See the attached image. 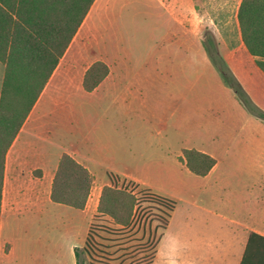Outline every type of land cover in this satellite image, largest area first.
I'll list each match as a JSON object with an SVG mask.
<instances>
[{
  "label": "crops",
  "instance_id": "obj_1",
  "mask_svg": "<svg viewBox=\"0 0 264 264\" xmlns=\"http://www.w3.org/2000/svg\"><path fill=\"white\" fill-rule=\"evenodd\" d=\"M120 1H95L7 152L0 264H79L77 250L81 256L87 246L109 175L176 202L156 259L184 205L169 263L241 264L250 234L264 237V120L249 112L207 52L195 2L133 0L127 48L123 35L100 28ZM99 61L110 72L86 92L85 74ZM185 150L217 163L197 176L181 162ZM64 154L93 176L83 210L51 199ZM129 161L149 170L100 174ZM161 182L174 186H154Z\"/></svg>",
  "mask_w": 264,
  "mask_h": 264
},
{
  "label": "trees",
  "instance_id": "obj_2",
  "mask_svg": "<svg viewBox=\"0 0 264 264\" xmlns=\"http://www.w3.org/2000/svg\"><path fill=\"white\" fill-rule=\"evenodd\" d=\"M95 1L0 0V63L5 67L0 91V217L7 152ZM237 17L243 44L264 74V0H241ZM211 34L210 30L205 31V36ZM219 71L249 112L264 120V114L249 105ZM109 72L105 63H94L85 74L84 90L93 92ZM181 162L201 177L209 174L217 163L213 157L196 150H185ZM109 177L112 184L102 190L98 214L108 216L115 225L126 229L133 221L137 197L115 185L118 177ZM92 186L93 176L88 169L64 154L53 180L51 199L55 203L83 210ZM151 199L167 207L170 213L176 208L175 201L156 195H152ZM163 224L165 230L168 221ZM94 231L95 225L92 224L87 239L88 248L92 245ZM77 257H80L79 250ZM241 264H264L263 236L250 234Z\"/></svg>",
  "mask_w": 264,
  "mask_h": 264
},
{
  "label": "rangeland",
  "instance_id": "obj_3",
  "mask_svg": "<svg viewBox=\"0 0 264 264\" xmlns=\"http://www.w3.org/2000/svg\"><path fill=\"white\" fill-rule=\"evenodd\" d=\"M192 1L195 2L196 13L203 20V41L213 62L238 89L239 95L264 114V74L257 68L255 58L248 54L242 41L237 17L241 0ZM156 25L157 22L154 21L153 26ZM100 28L109 35H123L126 38L124 46H133V0H121L116 8V16L111 13ZM206 30H210L212 34L205 36ZM4 71V65L0 64V82L3 81ZM0 85L1 91L2 84ZM103 130L104 126L100 125L95 134L98 135ZM99 170L102 176L108 177V172L125 174L128 170L145 175L149 169L133 168V161H129L113 168ZM115 185L136 195L137 205L133 221L130 227L122 229L108 216L98 214L94 222L92 245L89 248L86 246L81 252V264H170L166 254L170 249L169 240L171 236H176L178 221L184 215L186 207L181 205L177 210L171 229L162 240L160 255L156 259V247L164 232L163 222L168 221L169 209L151 199L154 194L138 185L119 179ZM154 186L169 190L174 185L161 182Z\"/></svg>",
  "mask_w": 264,
  "mask_h": 264
}]
</instances>
